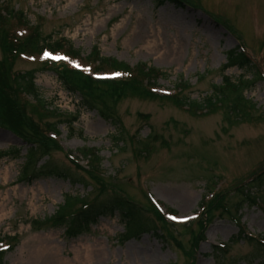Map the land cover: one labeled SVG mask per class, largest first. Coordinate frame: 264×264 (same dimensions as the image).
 Here are the masks:
<instances>
[{
  "label": "rangeland",
  "instance_id": "374dc122",
  "mask_svg": "<svg viewBox=\"0 0 264 264\" xmlns=\"http://www.w3.org/2000/svg\"><path fill=\"white\" fill-rule=\"evenodd\" d=\"M183 1L0 0V237L10 245L2 264H264V246L239 236L243 229L264 242V0ZM30 34L65 43L64 53L53 59L10 48V37ZM237 48L254 70L228 62ZM98 56L154 68L164 75L158 92L182 93L99 98L66 74L93 81L132 74L99 68ZM258 71L236 113L177 104L203 103L227 79ZM25 72L41 104L20 94ZM85 153L100 160L103 175ZM116 193L140 207L135 215L114 212L74 233L57 225Z\"/></svg>",
  "mask_w": 264,
  "mask_h": 264
},
{
  "label": "trees",
  "instance_id": "16d2710c",
  "mask_svg": "<svg viewBox=\"0 0 264 264\" xmlns=\"http://www.w3.org/2000/svg\"><path fill=\"white\" fill-rule=\"evenodd\" d=\"M168 1L175 3L177 6H181L182 4H184L183 0H168ZM43 47L62 49L63 44L62 43H51L44 38L42 39L36 38L35 35H31L27 40L20 41L18 44L10 42V48L13 50H17V53L18 52H30L32 50L39 51ZM2 48L6 49L5 44H3ZM228 57H229L228 58L229 63H231V65L232 64L238 65L240 68L244 67L247 71L254 70L252 61L247 57L245 53L240 52L238 48L235 50H232ZM98 60H99L101 67L108 66L114 69L115 68L124 69L128 71L131 70L127 64L118 62L115 59L100 58ZM138 67L139 68L137 69V72H136L137 75L135 76V78L131 79L133 81H121V82L119 81H113V82L106 81L105 82V81H95V80L93 81V80H90L89 78L79 76L77 73H67L66 76L69 79H71L72 82L76 84L89 87L91 92L94 93L99 98H105L106 96H114L115 94H118V93H123V95H125L127 94V92L135 93V91H137L138 93L140 92L139 94H142L143 96L144 95L146 96L148 94L153 100L159 99V98L164 99L165 97L157 96L151 92H145V91L141 92L139 90L140 89L139 84H141V82L144 83V80H146L147 82L153 85H156L159 77L163 73H159L154 68H148L146 65H142V66L139 65ZM255 72H254V76L250 80H248V78H246L244 75L240 76L235 82H232L227 79L226 85L224 87L221 86V88H219L220 89L219 93L215 94L214 96L211 95L203 103L191 101L189 97H182L177 100V104L180 106H185V107L187 106L190 108V110L193 107H195L196 111H204L209 107L215 106V104L217 103H220V104L222 103L223 107L225 105L228 109H231L234 113H236L235 110L233 109H241V102L243 101L242 100L243 97L241 93L243 92L244 89H246V87L249 86L250 82L255 81L256 76L259 77V72H257V74ZM24 74L26 75H23L22 77H20L19 80H17L19 89L22 92H26L29 90V92L33 93L34 83L32 80L33 78H31L32 72H28V73L25 72ZM181 83H182L181 85L184 84L183 87L186 88L185 82L182 81ZM67 84L69 85V83ZM71 87L72 86H69V88L74 91V89ZM90 90L88 91L90 92ZM2 91L5 94H7L8 92H10V89L4 86V89H2ZM234 96L237 97V100H233ZM172 98H175V97H172ZM7 101L9 103H12V100L7 99ZM85 105L87 108L91 110L95 109V104H93V102H91L90 100H86ZM103 113L105 116H107L105 112ZM30 155L33 156L34 153H31ZM86 155L87 154L85 153V156ZM96 156L98 157V155ZM87 157L88 156H86V158ZM93 163H94L93 160H91L90 167L93 170H98V168H100L101 166L100 160H98L95 164ZM58 175L61 177H65V176L67 177L65 173H61V172ZM104 191H105V188H102L100 192L105 193ZM75 200H79V199H75ZM71 203H72L71 199H69L66 206H64V209H66V207H71ZM89 203L91 204L89 205ZM89 203L83 204L87 206L85 209L78 210L75 213L67 214L65 218H63L61 221H58V222L55 221V222H57V225L68 227L67 230L74 233L76 231V226L82 227L86 224L87 225H92L93 223L95 224L100 217L113 214L114 212H119L123 216L132 217L133 215H135V210L140 209L133 201L117 193L116 195L108 196L104 200L100 199V197L98 196L92 202H89ZM239 236L241 237V239L253 240L249 237L244 236L242 232L239 233ZM0 240L2 241L1 237H0ZM4 254L5 253H0V263L2 262Z\"/></svg>",
  "mask_w": 264,
  "mask_h": 264
},
{
  "label": "snow or ice",
  "instance_id": "6c2138e0",
  "mask_svg": "<svg viewBox=\"0 0 264 264\" xmlns=\"http://www.w3.org/2000/svg\"><path fill=\"white\" fill-rule=\"evenodd\" d=\"M45 56H49V57H51L53 59H59V57L52 56L51 53H47V52L45 53ZM173 219H175V217H173Z\"/></svg>",
  "mask_w": 264,
  "mask_h": 264
}]
</instances>
